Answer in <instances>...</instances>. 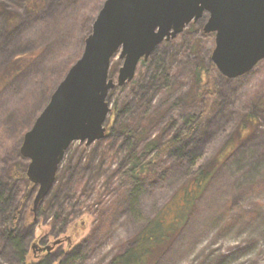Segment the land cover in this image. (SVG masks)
Segmentation results:
<instances>
[{
  "label": "rangeland",
  "instance_id": "obj_1",
  "mask_svg": "<svg viewBox=\"0 0 264 264\" xmlns=\"http://www.w3.org/2000/svg\"><path fill=\"white\" fill-rule=\"evenodd\" d=\"M28 1L0 0L5 11L17 15L9 23L7 13L0 11V189L7 185L12 191L2 213L0 209V264H108L112 250L117 245L131 246L133 237L182 185L187 165L172 150L168 170L131 189L106 226L99 216L114 199L123 196V190L129 189L121 185L119 172L112 173L122 163L126 149L117 143L121 137H113L110 141L116 145V157L104 159L102 150L109 142L87 145L77 141L66 152L52 190L33 215L35 196L29 179L13 176L14 169L21 171L29 164L21 155L24 135L49 102L59 74L67 72L82 52L83 34L90 33L92 18L105 0H45L36 12L25 7ZM75 15H79V31L66 32ZM207 15L187 28L196 36L199 54L177 49L178 58H185L188 52L190 62L196 58L207 63L211 60L215 34L203 31ZM182 39L179 35L170 44L160 45L159 53L174 49ZM153 63L143 68L139 64L136 76L141 74L139 77L149 78V82L155 72ZM122 64L119 55L112 59L110 78L115 82ZM211 73L219 91L217 104L186 140L184 154L204 155L207 161L214 158L245 112L256 111L260 125L224 162L197 212L154 264H264V60L234 79L219 71ZM180 77L181 84L174 87L170 99L176 90L178 94L188 87L189 76ZM131 92L132 87L125 85L111 97L109 93L111 110ZM167 92L159 93L153 102L155 107L165 97L168 99ZM113 118L111 111L105 123L109 138ZM107 181L112 183L111 188L105 186ZM14 216L17 219L12 234L16 239L5 241L4 231ZM91 236L99 237L100 242L90 243ZM57 239H70L73 247L69 250L65 242L63 253L56 248L48 255H37L43 240L51 244ZM72 254L74 257L69 258Z\"/></svg>",
  "mask_w": 264,
  "mask_h": 264
},
{
  "label": "water",
  "instance_id": "obj_2",
  "mask_svg": "<svg viewBox=\"0 0 264 264\" xmlns=\"http://www.w3.org/2000/svg\"><path fill=\"white\" fill-rule=\"evenodd\" d=\"M207 14L203 31L215 34L211 61L221 75L243 76L264 60V0L104 1L80 58L23 138L27 177L38 189L34 213L52 190L69 147L107 136L110 91L131 83L142 60L148 61L162 43L176 39ZM116 55L123 61L117 82L110 78Z\"/></svg>",
  "mask_w": 264,
  "mask_h": 264
},
{
  "label": "trees",
  "instance_id": "obj_3",
  "mask_svg": "<svg viewBox=\"0 0 264 264\" xmlns=\"http://www.w3.org/2000/svg\"><path fill=\"white\" fill-rule=\"evenodd\" d=\"M44 1L29 0L25 7L36 12L42 8ZM100 8L101 5L98 6L94 16L97 15ZM0 11L7 13L9 23L15 21L17 15L5 11L1 6ZM92 19L91 23L93 24L95 17ZM79 20V15L72 16L69 21L71 28H68L69 31L66 29V32H78ZM29 35L31 36V34ZM87 35L84 36L83 34V43ZM180 37L183 38L182 42L177 43V47L175 46L174 49L168 51L165 49L159 53L163 44L171 43L165 41L148 61H141L140 67L142 68L150 62H154L155 72L152 73L150 81L148 82L149 78L145 80V77H139L141 74L135 76L134 80L127 84L132 87L133 92L122 97L121 102H116L112 109L114 118L110 131L111 137L106 136L101 140V143L108 144L107 142H109L107 147L102 150V156L104 159H115L116 152L114 149L116 145L114 146L110 140L113 137L118 138V136L122 138L117 143L120 144L119 146H124L126 153L122 163L117 168L118 170H113L112 173L119 172L121 185L129 189L123 190V196L120 195L114 199L110 206L106 207L107 210L99 216L102 225L108 226L110 220L113 219L114 210H117L121 199L125 198L131 189L137 184L151 182L168 170L171 166L168 157L172 150L177 151L178 160L181 163H186L188 174L178 190L133 237L132 245H117L112 250V257L108 264L156 263L174 237L180 233L189 217L197 212L199 203L210 189L216 173L224 162L235 153L240 143L260 125V118L256 111L245 112L235 126L233 134L228 136L214 158L207 161L204 155L186 156L184 154L187 153L186 140L198 131L211 111H214L219 91L216 83H214V77L211 76V71L216 74L218 71L211 60L208 63L200 60V58L191 62L187 60L189 51H192L194 55L199 54V47L195 41L196 36L190 31L188 33V29H186ZM177 49H188L185 58L177 57ZM82 52L74 63L80 58ZM66 73L59 74L53 92ZM180 75L189 76L188 87H185L186 90H181L178 94L176 90L175 97L170 99L169 94L172 95V92H175L174 87H178V83L181 84ZM140 88L143 90L139 91ZM120 89L123 87L112 89L110 97ZM162 90L168 91L169 100L165 97L160 103L161 105L155 107L153 102L158 100L157 96ZM102 163L103 161L100 165ZM98 169L100 170V166L97 171ZM25 171L26 169L21 171L14 169L13 176H24ZM28 182L31 190L37 189L34 184ZM111 185L112 183L110 184L108 181L105 183L107 188H111ZM55 216L59 218V213H56ZM16 219L17 217L14 216L13 223ZM91 237L90 243L97 244L100 242L99 237ZM9 238L14 240L16 236L9 233ZM21 250L22 247L18 248L19 253ZM76 251L74 250V253ZM73 254L69 255V258H73L74 255L81 254V252Z\"/></svg>",
  "mask_w": 264,
  "mask_h": 264
},
{
  "label": "flooded vegetation",
  "instance_id": "obj_4",
  "mask_svg": "<svg viewBox=\"0 0 264 264\" xmlns=\"http://www.w3.org/2000/svg\"><path fill=\"white\" fill-rule=\"evenodd\" d=\"M208 16V15H207ZM205 18V16L202 18V19H204ZM207 20H208V17H207V19L205 20V22H204V25H203V28H204V26H205V24H206V22H207ZM199 21H201V19L199 20ZM198 21V22H199ZM198 22H196V23H198ZM194 24V23H193ZM192 25V24H191ZM190 25V26H191ZM214 34V33H213ZM27 172V168H26V171H25V173ZM12 175V174H11ZM21 177H25L27 180H28V177H27V173L24 175V176H21ZM17 178V177H16ZM29 181V180H28ZM2 186L0 185V188H1ZM37 190L38 189H32V191H31V193H33V191H34V196H36V194L35 193H37ZM12 193V191H10L9 189H8V186L7 185H5L2 189H0V209H1V213L4 211V208H5V206H6V204H8V202H9V200L11 199V194ZM27 193V192H26ZM29 194H27V196H28ZM27 196H26V200L25 201H27ZM33 196V197H34ZM35 198V197H34ZM33 206V205H32ZM32 213H33V215H34V212L32 211ZM12 225H13V223H12V221H10V223H9V229H5V231H4V239H5V241H12L10 238H9V233H13V227H12ZM7 226V225H6ZM58 240H60L61 242H57ZM44 241V240H43ZM43 241L41 242L42 244L39 246V247H37L38 249H36V253H37V255L39 254L38 252H40V255H43V253L44 254H50L52 251H54L56 248H59V250H58V252H64V251H62V246H63V244L65 243V242H67V245H68V249L70 250L72 247H73V243H71V240L69 241L68 239H57V240H55L53 243H51V244H49L48 243V241L47 242H44L43 243ZM56 243V244H55ZM45 262V261H44ZM44 262H42V263H44Z\"/></svg>",
  "mask_w": 264,
  "mask_h": 264
},
{
  "label": "bare ground",
  "instance_id": "obj_5",
  "mask_svg": "<svg viewBox=\"0 0 264 264\" xmlns=\"http://www.w3.org/2000/svg\"><path fill=\"white\" fill-rule=\"evenodd\" d=\"M12 223H13V220H12Z\"/></svg>",
  "mask_w": 264,
  "mask_h": 264
}]
</instances>
